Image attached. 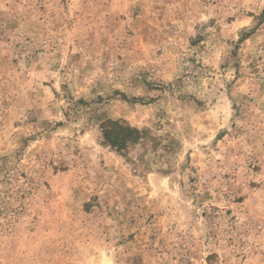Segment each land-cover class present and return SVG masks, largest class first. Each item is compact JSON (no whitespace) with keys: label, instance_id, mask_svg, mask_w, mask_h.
Wrapping results in <instances>:
<instances>
[{"label":"rangeland","instance_id":"obj_1","mask_svg":"<svg viewBox=\"0 0 264 264\" xmlns=\"http://www.w3.org/2000/svg\"><path fill=\"white\" fill-rule=\"evenodd\" d=\"M0 264H264V0H0Z\"/></svg>","mask_w":264,"mask_h":264},{"label":"trees","instance_id":"obj_2","mask_svg":"<svg viewBox=\"0 0 264 264\" xmlns=\"http://www.w3.org/2000/svg\"><path fill=\"white\" fill-rule=\"evenodd\" d=\"M103 143L117 152L126 150L128 145L138 141L141 135L138 130L120 121L106 120L100 126Z\"/></svg>","mask_w":264,"mask_h":264}]
</instances>
